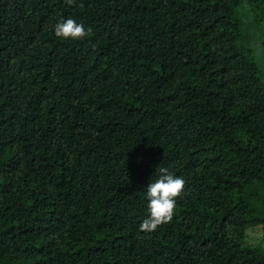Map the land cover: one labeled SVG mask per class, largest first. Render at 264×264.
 Here are the masks:
<instances>
[{
  "label": "trees",
  "instance_id": "1",
  "mask_svg": "<svg viewBox=\"0 0 264 264\" xmlns=\"http://www.w3.org/2000/svg\"><path fill=\"white\" fill-rule=\"evenodd\" d=\"M244 6L264 25V0H0V264H264ZM68 17L91 32L57 37ZM161 166L186 183L145 231Z\"/></svg>",
  "mask_w": 264,
  "mask_h": 264
},
{
  "label": "clouds",
  "instance_id": "2",
  "mask_svg": "<svg viewBox=\"0 0 264 264\" xmlns=\"http://www.w3.org/2000/svg\"><path fill=\"white\" fill-rule=\"evenodd\" d=\"M53 31L57 37L66 40H83L91 29L72 17L61 18L54 25ZM185 178L175 175L167 167L161 166L154 180L145 188L144 195L148 205V216L142 221L140 228L152 231L161 223L171 220L177 198L184 191Z\"/></svg>",
  "mask_w": 264,
  "mask_h": 264
},
{
  "label": "rangeland",
  "instance_id": "3",
  "mask_svg": "<svg viewBox=\"0 0 264 264\" xmlns=\"http://www.w3.org/2000/svg\"><path fill=\"white\" fill-rule=\"evenodd\" d=\"M239 10L240 18L244 25L245 35L254 50L255 59L258 63L261 72L264 73V50H263V38H264V25L258 24L254 21L253 15L248 7H242ZM259 205V202H256ZM245 245L258 248L264 252V237L261 227H250L246 231Z\"/></svg>",
  "mask_w": 264,
  "mask_h": 264
}]
</instances>
